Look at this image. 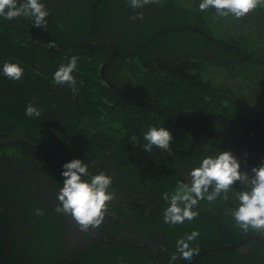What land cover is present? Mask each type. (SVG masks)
<instances>
[{"label": "trees", "instance_id": "1", "mask_svg": "<svg viewBox=\"0 0 264 264\" xmlns=\"http://www.w3.org/2000/svg\"><path fill=\"white\" fill-rule=\"evenodd\" d=\"M40 2L50 13L46 28L24 17L0 18V264L66 263L57 258V232L65 226L54 209L63 165L73 159L88 164L82 179L111 177L107 209L119 219L116 228L160 241L170 257L179 253L177 241L197 230L190 246L199 254L226 248L193 264H264V240L250 239L264 234L235 224L239 182L228 201H199L193 220H163L169 206L163 194L171 195L178 181L190 184L204 157L227 148L234 154L240 143L264 151V6L236 19L200 11L201 0L136 9L127 0ZM138 13L142 19H131ZM51 41L57 46L49 48ZM73 56L75 95L53 79ZM5 62L23 68L20 80L3 74ZM29 104L39 117L26 115ZM150 127L170 131L169 151L143 150ZM254 160L255 167L263 163ZM100 161L108 173L95 166ZM245 239L251 254L229 248ZM109 248L99 245V255L86 260L142 264L120 254L132 249L127 243Z\"/></svg>", "mask_w": 264, "mask_h": 264}, {"label": "clouds", "instance_id": "2", "mask_svg": "<svg viewBox=\"0 0 264 264\" xmlns=\"http://www.w3.org/2000/svg\"><path fill=\"white\" fill-rule=\"evenodd\" d=\"M133 9L142 8L145 5L158 3L159 0H127ZM264 6V0H201L198 7L200 11L210 8L215 10L216 16L236 19L245 17L257 7ZM50 13L40 0H0V18L14 20L24 17L32 20V25L46 28V17ZM143 18L142 13L133 15L131 19ZM57 45L54 41L48 43L49 48ZM78 57L73 56L69 62L61 64L54 73V82L59 85L67 84L73 94L78 91L76 79L72 75L77 68ZM3 74L11 80H20L23 76V68L17 63L5 62ZM29 117L41 115L40 110L29 104L26 108ZM173 139L169 130L164 127H150L144 134L147 141L142 147L144 151L152 152L153 147L163 151L170 150V141ZM239 160L230 151L217 150L214 155H208L202 159L198 167L190 172L191 182H177L175 191L169 195L163 194V199L169 203L164 210L163 220L167 224H182L185 220L191 221L198 212L193 209L199 201L212 202L222 196L224 201L229 200L228 193L239 182L242 189L233 192V197L238 201L237 208L233 211L235 224L244 232L249 230L264 234V163L252 168L254 175L240 171ZM65 169L62 176L65 177L63 187L57 192L58 204L55 207L57 213L70 215L80 231H88L90 228H99L107 212L108 203L114 198L109 192L112 184L110 176L104 172L93 175L89 180L82 177L89 176L88 164L80 159H73L63 165ZM211 189V191H209ZM37 215H43V211L36 210ZM199 236L197 230H193L186 237L177 241L176 248L180 258L191 261L199 254L198 247H191L190 242ZM177 259L173 254L170 264Z\"/></svg>", "mask_w": 264, "mask_h": 264}, {"label": "flooded vegetation", "instance_id": "3", "mask_svg": "<svg viewBox=\"0 0 264 264\" xmlns=\"http://www.w3.org/2000/svg\"><path fill=\"white\" fill-rule=\"evenodd\" d=\"M240 145L242 147L241 151L237 149V152L234 154L229 148H227V150L239 160L241 165L240 170L252 176L254 175L252 173V168L255 167L254 158L257 156L264 163V151H258L256 148L243 143H240ZM95 166L105 170L107 173L109 172L107 164L104 162H96ZM57 214L59 221H63L65 229L61 232H57V243L55 246L56 250L60 252L57 258L60 257L61 259L65 256V264H89L86 257L98 256L99 254L98 252L96 253V251L99 245L102 244L105 248H108L109 251H112L114 249H110L109 246H113L117 243H127L132 247L130 251L123 249L120 253L123 256L125 254L128 259L133 258L135 261L142 262V264H163L158 260L159 258L164 262H170V251L168 247L162 248L160 241L150 240L148 235L138 233L137 231H131L127 228H116V222H119V219L116 215L111 214L109 209H107L105 218L100 227L90 228L86 232L80 231L79 226L70 215L64 214L60 216V213ZM162 238L163 236L161 235V239ZM250 239L264 240L262 237H252ZM164 241L169 243L167 239ZM245 241L246 239L234 244L239 245L234 248H238V253L248 255L252 253L253 247L251 244L244 246L243 244ZM133 248H135V250H133ZM115 250H118V248H115ZM113 255H115V253H113ZM175 255L177 256L176 260L179 262L181 259L180 254L175 253ZM200 257H198V259Z\"/></svg>", "mask_w": 264, "mask_h": 264}, {"label": "water", "instance_id": "4", "mask_svg": "<svg viewBox=\"0 0 264 264\" xmlns=\"http://www.w3.org/2000/svg\"><path fill=\"white\" fill-rule=\"evenodd\" d=\"M237 246H239V245L230 246L229 248H234V247H237ZM224 248H226V247H219V248H214V249H211V250H204L203 252H201L199 254V256H197L196 258H194L192 261L188 262L187 264H193L198 259V257H200V256H202L204 254H207L209 252H214V251H217L218 249H224Z\"/></svg>", "mask_w": 264, "mask_h": 264}]
</instances>
